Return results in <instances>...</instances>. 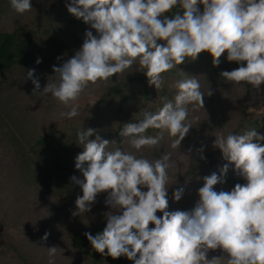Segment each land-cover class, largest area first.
<instances>
[{
  "label": "clouds",
  "instance_id": "obj_1",
  "mask_svg": "<svg viewBox=\"0 0 264 264\" xmlns=\"http://www.w3.org/2000/svg\"><path fill=\"white\" fill-rule=\"evenodd\" d=\"M10 6L18 14L33 9L31 0H10ZM177 6L182 13L168 17L166 13ZM66 7L90 24L96 35L86 31L81 48L59 67L53 65L58 83H49L41 93H50L69 108L62 117L79 115L75 102L90 84L107 85L137 62V71L156 90L163 87L164 73L186 58L195 61L202 52L211 55L213 66L220 64L224 53L228 62L240 65L220 73L225 81L255 90L264 84V0H70ZM40 62L38 58L36 63ZM34 72L28 70L27 77ZM33 84L35 94L40 84L36 79ZM174 86V98L162 97L158 111L145 110L142 119L123 124L119 134L132 148L159 149L165 136L171 148H180L193 127L189 105L204 109L206 95L196 76L177 80ZM212 94L209 88L207 96ZM150 128L159 131L145 135ZM96 132L93 128L77 132L83 151L75 157V168L82 179L70 178L82 191L75 200L74 216L90 212L97 196L108 194L105 203L112 211L105 213L106 226L96 235L84 233L95 252L113 260L126 257L133 264H220L224 258L226 264H264V144L260 143L264 135L255 129L216 135L213 147L228 163L219 175L214 172L203 178L192 211L170 212V154L149 160L120 148L109 151L113 141ZM229 164L246 183L216 191L214 186L225 182ZM182 195L179 188L173 199L179 201ZM47 249L48 264H54L57 247ZM210 250H221L223 255L209 259Z\"/></svg>",
  "mask_w": 264,
  "mask_h": 264
},
{
  "label": "trees",
  "instance_id": "obj_2",
  "mask_svg": "<svg viewBox=\"0 0 264 264\" xmlns=\"http://www.w3.org/2000/svg\"><path fill=\"white\" fill-rule=\"evenodd\" d=\"M69 2L31 0L33 9L19 14L16 23L4 26L0 22V136L10 148L9 166L0 174V264H48L47 247L52 246L57 247L54 264H133L126 257L113 260L95 252L84 235L86 232L96 235L106 226L105 215H98L105 201L102 193L97 196L90 212L73 215L75 200L82 195L79 185L70 179L73 175L82 179V174L75 168V157L83 151L77 143V132L93 128L102 139H110L119 148L131 149L127 139L119 134L123 124L142 119L145 110L158 111L163 106L162 97L172 100L177 91L174 86L177 80L196 76L206 95L204 107L207 109L209 88L213 90L230 84L220 73L233 70L232 63L236 68L240 66L228 62L227 53L222 55L218 66H213L211 55L202 52L195 61L186 58L184 64L164 73L163 87L156 90L148 84L144 73L137 71V65L109 86L94 105L79 106L78 116L62 117L61 112H67L69 108H61L58 120L50 128L40 130L37 119L42 108L20 98L15 92V81L28 70L71 58L81 48L86 31L91 30L96 35L90 24L67 11L66 3ZM10 9V0H0V20ZM182 11L177 6L166 15L171 18ZM38 58L41 60L39 64L36 63ZM179 68L185 73L182 74ZM201 110L189 105L188 120L193 127L180 147L198 145L207 139ZM252 129L264 135V116L253 117L241 108L237 110L230 129L218 134H243ZM158 131L150 128L145 135H156ZM213 142L209 144V152L203 155L204 159L201 156L194 159L168 183V211H192L199 201L198 190L204 184L203 178L214 172L219 175L220 168L228 163L220 150L213 147ZM260 143L264 144V141ZM161 146H171L170 138L165 136ZM224 180L214 186L216 191H230L235 184L246 183L232 164H229ZM179 188H183V195L175 201L173 192ZM37 192L53 194L65 209L70 221L65 244L58 234L42 224L33 204ZM157 216L162 213L157 212ZM19 226L27 231L24 237L13 234ZM45 233L49 234L46 241L42 240Z\"/></svg>",
  "mask_w": 264,
  "mask_h": 264
},
{
  "label": "rangeland",
  "instance_id": "obj_3",
  "mask_svg": "<svg viewBox=\"0 0 264 264\" xmlns=\"http://www.w3.org/2000/svg\"><path fill=\"white\" fill-rule=\"evenodd\" d=\"M19 18V14L13 9L7 11L1 18L0 22L4 26H11L16 23ZM66 58L56 63L45 65L41 68L34 69V76L32 78L27 77V73L21 75L15 81V92L26 103L32 106H39L42 108L40 115L38 116L37 123L40 130L50 128L59 118L61 108H68L57 99L51 96V94H43V89L49 83H58V74L53 72V65L59 67L66 60ZM138 64H134L130 69L126 70L123 74H117L112 77V82L105 85L103 82H98L95 85L90 84L88 88L81 94L79 99L75 102L79 106L87 104H94L98 101L101 94L109 88L116 80L120 79L127 73H130ZM232 68L235 69L233 63ZM33 79H36L40 88L36 90L34 94L35 85ZM213 94L209 99V108H202L200 115L202 117V127L204 126L207 139L200 142L198 145L182 146L179 149H173L171 146H161L159 149L143 148L137 151L134 148L122 149L126 152H131L138 158L143 157L149 160H155L160 158L163 153L170 154L172 167L168 169L169 180L168 183L174 180L184 169H186L193 160L205 155L210 150V143L215 139V136L221 130H229L236 116L238 109L246 110L248 115L253 117L264 116V84L260 86L259 90H255L248 84H234L230 83L228 86H217L212 90ZM49 108L48 110L45 109ZM111 142L110 139H107ZM119 148L112 142L108 145V150H114ZM203 148L201 153L200 149ZM10 148L5 139L0 136V174L5 172L9 166ZM147 191L146 188L142 189ZM33 200L34 207L37 209L42 224L50 232L58 234L59 237L65 242L68 239V232L70 230V221L67 220L65 209L61 207V203L51 193H40ZM104 200L107 198V193H102ZM2 198L0 195V205ZM108 211H112L109 205H106L105 201L98 215H105ZM26 230L23 226H19L14 229L13 234L17 237H24ZM221 250L209 251L208 258L222 256ZM220 264H226V258L220 261Z\"/></svg>",
  "mask_w": 264,
  "mask_h": 264
}]
</instances>
